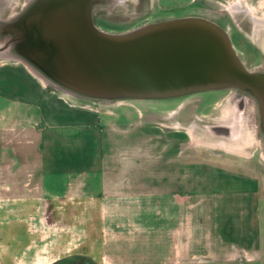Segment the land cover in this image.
<instances>
[{
  "label": "crops",
  "instance_id": "1",
  "mask_svg": "<svg viewBox=\"0 0 264 264\" xmlns=\"http://www.w3.org/2000/svg\"><path fill=\"white\" fill-rule=\"evenodd\" d=\"M81 101L0 56V264H137L124 246L165 240L183 259L198 213L211 237L222 231L221 212L236 216L238 236H254L264 190L259 161L193 162L182 142L165 160L171 171L157 174L159 163L148 156L158 145L121 138L115 110L123 105L97 109ZM191 167L244 185L193 192Z\"/></svg>",
  "mask_w": 264,
  "mask_h": 264
},
{
  "label": "rangeland",
  "instance_id": "2",
  "mask_svg": "<svg viewBox=\"0 0 264 264\" xmlns=\"http://www.w3.org/2000/svg\"><path fill=\"white\" fill-rule=\"evenodd\" d=\"M28 1L0 0L1 19L3 21L6 19V23L7 19L11 20L13 17L22 18L23 16L26 19L38 8L37 5H32L27 9ZM245 1L247 0H240L241 5L233 9L234 3L223 8L219 5V0H117L115 3L107 0H88L86 6L82 5L81 12L87 18L90 29L94 28L112 35L127 34L162 22L186 18L202 20L214 27L216 20L221 19L231 25L229 32H239L240 28L248 32L251 30L249 18L251 14L261 17L256 22V31L264 33V0L259 1L258 4H253L251 1L244 4ZM51 10L54 9L52 7L49 9V15L52 14L54 17H49L45 22L42 16V24L49 25L52 21L56 25H63L58 14L61 9ZM39 18L37 14H34L32 19L27 18L30 23L24 31L27 28L29 31L23 32L26 35L21 33L20 37L24 36L23 41L19 35L13 38V35L21 32L20 27L17 32L11 30L14 25L11 27L9 24V29L5 27L6 35L8 34L7 43L10 45L13 40H16L17 48L24 43L21 48L27 51L28 58L31 56L45 68L47 65L49 67H47V75L51 77L49 79L55 80L54 77L57 76L53 71L62 76L60 69L57 71L55 68H62L67 63L63 62L65 57L60 52V48H54V50L51 47H45L48 40L45 37L39 39L35 34V29L39 26ZM246 40L249 41V39ZM238 43L239 46L234 50L243 66L248 71L264 73V66L256 67L259 60H264V54L259 55L255 51H250L248 42L244 44L240 40ZM45 52L48 54L46 55ZM16 61L19 60L16 59ZM48 86L57 94H69L73 99L85 100L81 102H89L97 109L113 107L117 104L123 105L115 110L122 117L117 122L123 130L121 138L127 144L145 145L148 141L154 145L157 144V148H153L148 156L158 161L159 166L154 169L157 174L162 175L171 171L164 165L165 160L167 156L173 157L181 151L182 142L187 143L193 162L203 158L223 161L254 159L259 161L260 167L264 166L261 104L247 88L229 87L197 90L163 98H135L94 96L77 91L73 85L70 87L69 84H64V87H59L52 81ZM3 111L5 112L1 108L0 113L2 114ZM166 143L168 148L165 150L163 147H166ZM4 152L9 156L13 154L12 149H5ZM129 153L132 154L130 148ZM147 154L148 152L143 151L142 157H147ZM16 158L20 156L17 155ZM212 173L206 167L202 169L191 167L190 189L193 192L199 190L214 192L242 185L237 181H229L228 175L219 173L216 174L217 176H211ZM261 195V221L256 223L258 227L254 236L251 231L246 232L247 235L245 233L244 239L238 236L236 216L232 214L225 216L221 212L222 217L216 221L219 227H223L222 231L213 233L211 237L206 215L198 213L193 220L191 245L183 259L174 257L175 250L166 240L160 243L143 242L135 247L124 246L123 251L127 257L136 256L137 264H264V190Z\"/></svg>",
  "mask_w": 264,
  "mask_h": 264
},
{
  "label": "water",
  "instance_id": "3",
  "mask_svg": "<svg viewBox=\"0 0 264 264\" xmlns=\"http://www.w3.org/2000/svg\"><path fill=\"white\" fill-rule=\"evenodd\" d=\"M75 3L41 0L35 29L39 39L48 40L45 47L60 48L63 62L70 63L55 68L62 76L53 71L66 84L109 97L163 98L221 87H244L264 96V73L244 68L213 25L186 18L112 35L90 29ZM51 7L61 9L63 25L42 24V16L45 22L53 16Z\"/></svg>",
  "mask_w": 264,
  "mask_h": 264
},
{
  "label": "bare ground",
  "instance_id": "4",
  "mask_svg": "<svg viewBox=\"0 0 264 264\" xmlns=\"http://www.w3.org/2000/svg\"><path fill=\"white\" fill-rule=\"evenodd\" d=\"M6 1H9V0H6ZM75 2V0H72ZM107 1H113L114 3L117 2V0H107ZM120 1V0H118ZM37 2V3H36ZM41 2V0H29L28 3L26 4L27 5V9H29V7H31L32 5H37ZM7 4V3H6ZM77 6L76 7H80V6H86V4H88V0H81V2H79V0H76V3H75ZM113 4V3H112ZM5 5V4H4ZM79 5V6H78ZM114 5V4H113ZM73 6V5H72ZM117 6V5H116ZM40 6H38L37 9L34 10L33 14H29V16L27 18L30 17V19H32V17L34 16V14H39L40 12ZM1 11V10H0ZM87 11V10H86ZM2 13V12H1ZM85 13V11H84ZM25 19L23 18H11V20L9 22L6 23V21H0V56H4V57H8V58H13V59H18L20 60L21 62L25 63L28 68L35 74L37 75L38 77H40L45 83H48L49 82H53L55 83L56 85H58L59 87H64L63 85L66 84L65 81H61L60 79L54 77L55 80L52 79H49L51 77H48L47 75V68H45L44 66H41L38 62H36L31 56H27V51L23 50V45L24 43L21 45L20 48H17V42L16 40H13L12 43H10V45L7 43V39H8V34L6 35V32H7V29H9V24L10 26L12 27L14 25V28H10L11 30L13 31H20L19 34H15V36L13 35V38L15 39V37H18L19 35V38H21V40L23 41L24 39V36L20 37L21 33L22 35H24L25 33L23 32H28L29 29L27 28L26 31H24V28L28 26V23H30V21L28 19ZM87 18L84 16V21H87L86 20ZM7 24V25H6ZM18 26V27H17ZM7 29H6V28ZM20 27V29H19ZM6 35V36H5ZM26 35V34H25ZM27 56H25V55ZM239 61V60H238ZM240 62V61H239ZM256 72V71H255ZM258 73V72H256ZM49 81V82H48ZM70 87H72V85H70ZM73 88H75L77 91H82L84 93H87V94H91L90 92L88 91H85L83 90L82 88H77L75 86H73ZM222 88V87H221ZM224 88H228V87H224ZM233 88V87H232ZM72 89V88H71ZM257 98L258 100L260 101V104H261V111H262V118H263V128H264V96L260 95V93H257L255 91L252 92ZM240 139V138H239ZM238 139V140H239ZM237 140V139H236ZM224 147H227V146H224ZM231 147V146H230ZM233 147H236L237 146H233ZM227 149V148H226ZM240 151V150H239Z\"/></svg>",
  "mask_w": 264,
  "mask_h": 264
},
{
  "label": "flooded vegetation",
  "instance_id": "5",
  "mask_svg": "<svg viewBox=\"0 0 264 264\" xmlns=\"http://www.w3.org/2000/svg\"><path fill=\"white\" fill-rule=\"evenodd\" d=\"M219 1H220L219 5L223 8H225L226 5L230 6L231 4L234 3L232 5L233 6L232 8L237 9V7L239 5H241L240 0H230V1L219 0ZM247 1H251L253 4H258L259 1H261V0H247ZM247 1H245L243 3L245 4V3H247ZM249 18H250V22H251V30H249L248 32H245V31H243V29L240 28V30H239L240 33L234 32V31L229 32L231 29L230 24H226V22L224 20H221V19L216 20L215 27L225 37L226 41L229 43L233 52L235 53L236 58H237V53L235 52L234 48L239 46L238 41H240V40H242L244 42V44H246L248 42L250 51H253V52L255 51L256 54H259V55L264 54V33H262V32L257 33V31H256V25H257L256 22L261 17L258 15H255V14L254 15L251 14ZM246 39H249V41H247ZM240 63L243 66V63L241 61H240ZM263 66H264V60H259L258 65L256 67L259 68V67H263Z\"/></svg>",
  "mask_w": 264,
  "mask_h": 264
}]
</instances>
